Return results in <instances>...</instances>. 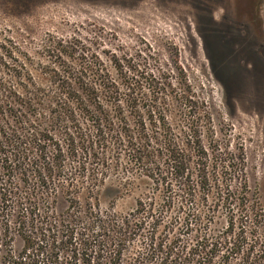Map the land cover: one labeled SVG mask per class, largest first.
<instances>
[{"label":"trees","instance_id":"16d2710c","mask_svg":"<svg viewBox=\"0 0 264 264\" xmlns=\"http://www.w3.org/2000/svg\"><path fill=\"white\" fill-rule=\"evenodd\" d=\"M50 46L68 64L53 71L60 82L42 86L32 76L0 91L1 145L12 170L48 198L45 212L21 203L15 215L19 182L0 185V264H264V207L245 158L204 144L203 122L213 127L208 106L183 90L180 117L166 104L147 123L126 110L79 37ZM17 105L36 118H20ZM12 114L20 124L11 125ZM113 169L126 175L128 191L141 190L130 210L101 206ZM145 177L152 192L140 184ZM60 193L68 207L57 216L50 203Z\"/></svg>","mask_w":264,"mask_h":264},{"label":"rangeland","instance_id":"374dc122","mask_svg":"<svg viewBox=\"0 0 264 264\" xmlns=\"http://www.w3.org/2000/svg\"><path fill=\"white\" fill-rule=\"evenodd\" d=\"M71 37L97 52L126 110L147 123L166 104L173 118L180 117L186 107L177 95L183 90L203 109L206 104L213 127L203 122L204 144L209 152L216 144L245 158L251 191L264 207V0H0V91L32 76L42 86L60 82L53 71L68 64L60 65L50 44ZM15 107L20 118H36ZM10 121L20 124L14 114ZM74 130L78 135L79 127ZM1 140L0 185H20L15 215L21 203H37L45 212L48 198L20 181ZM143 179L140 184L152 192V179ZM101 192L102 208L119 211L133 208L141 195L126 189L121 169L111 171ZM50 204L60 215L68 207L66 195Z\"/></svg>","mask_w":264,"mask_h":264}]
</instances>
